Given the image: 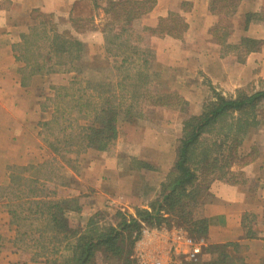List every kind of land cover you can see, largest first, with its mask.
Returning a JSON list of instances; mask_svg holds the SVG:
<instances>
[{
  "label": "rangeland",
  "instance_id": "rangeland-1",
  "mask_svg": "<svg viewBox=\"0 0 264 264\" xmlns=\"http://www.w3.org/2000/svg\"><path fill=\"white\" fill-rule=\"evenodd\" d=\"M98 1L99 0H93L95 12L91 17L75 18L78 19L82 25L79 32L75 31L69 19H57L52 14H49L51 15L49 23L54 25L59 32L69 31V34L75 36L80 41L88 39L89 37L93 38V35H89L93 32L100 33L103 38L104 50L105 36L109 34V29L113 28L115 33L124 29V32L121 34L122 39L127 40L131 46L130 49L123 47L121 50L123 52H117V56L107 54L110 56L109 62L101 60L98 56V50L93 49L92 46H89L88 49L83 47L82 59L79 63H76L77 68L82 71H75L77 73V79L74 77L66 84L50 87L49 91L47 90L45 92L42 90L40 92L39 89L41 87L40 85L38 86L36 92L42 96L40 103L47 109L45 110L46 116H44V118L46 117L47 119L46 121L40 122V124L51 121L53 117L57 120L56 123L52 125L42 126L41 124L38 126L39 128H36V131L39 132L40 142L43 147L47 149L49 154L46 152V155H42V152L39 153L36 148V153L39 154L30 158L28 162H25V160L21 161L22 157H16L15 159L9 157L7 154L9 152L8 147L6 146L8 142L2 140L1 137L5 136V134L0 128V134L2 133L0 135V212L8 215L9 225L13 227V245L23 252V254L25 253L30 261L43 259L46 264H64V257L68 255V252L63 249L67 244V240L60 235L63 241L56 244L60 249L58 256L49 255L47 258L50 259L51 262H47L46 259L38 257V255L36 256L37 252L40 250L39 244L47 242L48 239L52 237V231L47 230L46 235L37 239L39 238V231L44 228L45 219L41 218V216L37 217V215L33 213L34 206H32L29 201L31 200L30 190L36 195L44 196L53 201L76 199L81 209L82 206L87 203H97L100 198L97 193L98 191L94 188L85 189L86 183L77 181V183H74L70 187L71 178L66 174L68 170H71L76 175H79L81 180L83 179L86 182L91 181L92 184L96 183L99 187L97 188L99 191H108L112 193V199L121 195H123L124 198L139 199V202L133 206L134 210L140 207L147 208L150 201L147 203H144V201L149 196H153L150 184L155 178L153 176L151 177V174L147 176L145 173L146 171H156L157 167H161L158 163L165 168V166L172 161L169 170L171 169L176 155L178 140L182 132L183 122L191 116L199 115L203 110V106L208 101L215 98V93L225 97L237 94V91H235L231 95H224L222 92L208 85L205 79H202V85L200 87L203 91L199 95L195 93L192 94L195 101L193 102L194 106L189 109V104L184 99L183 95L174 90L176 84H179V80L171 75L175 71L177 73H182L181 67L172 65L171 68H163V65L153 62V50L151 48L160 53L158 48L160 50L163 45H161V43L152 44L153 40L151 38L161 36L152 35L147 31L143 32L141 30L142 27H151L149 25H143L140 21L143 15L138 20H135L132 25L126 23L124 17L118 22L114 21L112 15L106 13V10L110 9L107 8V3L109 1L121 0H105L104 3H99L100 5H97ZM181 7H185V4H182ZM31 14L38 15L39 12L33 11ZM32 17L37 19L35 25L39 26L38 22L42 20V18ZM224 24L225 22L221 23L222 26ZM30 28L22 33L25 35L27 34V43L24 44V41L22 43L21 40V45L18 44L13 49L16 51L17 55L22 56L21 59H19L22 63H24L23 56L30 57V62H35V58L40 62V53L44 54L48 48L49 38L46 39L43 37L42 28H38L32 35H30L29 32ZM46 29L48 31L47 27ZM220 31L221 33L223 32L222 30ZM47 34L50 36L49 31ZM157 41L156 39L154 40L156 43ZM132 46H137L139 52L133 54ZM109 47L111 53L116 52L115 47L112 45ZM85 49L86 52L90 54V59L86 57L87 53H85ZM123 56L127 57L125 63H122L121 60ZM35 65L36 63H30V66L25 67L19 74L22 75L25 80H28L32 76V74H30V69ZM164 69L174 70L161 72ZM70 71L73 72V70ZM41 84H43V81H41ZM62 86L65 89L59 88ZM263 89L264 82L261 83L260 89L256 91ZM158 96H168V99L175 105L169 107L155 105L154 101L158 99ZM176 97L178 98L177 101H175ZM104 104L116 108L119 114L116 140L112 148L107 152L98 151L101 152L100 154L96 152L84 154L86 151L85 148L77 150L78 146H68V144H65L66 142L64 140H67L65 135L76 133L78 124L92 121L96 112L95 107H100ZM257 111L261 122L260 117H264V101L260 104ZM260 125L259 123L249 134H254L259 129L263 130L264 126L260 128ZM17 131L19 133V130ZM56 148L59 150V153L53 150ZM246 148L247 145L244 147L241 146L239 149L240 153L242 152L243 154ZM251 149H253L254 153H258V146H251ZM108 158H114L116 164H119L117 160H121L122 162L121 172L118 176L119 185L113 183L114 185H106L105 189H103L104 186H101L98 181L100 170L97 165H99L103 159ZM156 160H158L157 164ZM87 162H89V164H86ZM90 162L92 164H90ZM143 163L149 165V167L142 166ZM246 165H233L232 168L236 171L232 172L233 175H235L233 176V180L228 183L234 184L237 181L243 182L244 173L241 171V168ZM82 166H84V169ZM95 166L97 167L95 168ZM232 168L230 170H232ZM166 174L167 173L164 174L163 180ZM228 178H230L229 174H225L223 178L216 179L227 182ZM210 184L208 185V189ZM66 186L70 190L71 188L74 189L77 195L67 197V195L71 194H69V190H63ZM206 196L207 194L203 196L197 206L192 208V212L197 218H204L202 217L201 208L206 201ZM64 207H67V205L63 204V208ZM10 209L17 211L18 220L16 223L15 219L9 215L8 211ZM114 211L115 209L111 211L102 209L101 211L92 213L93 217L90 216L87 218H95L99 220L101 224H112V222H116L115 220H117L113 215ZM67 216H71L70 218L67 217V221L72 225V230H82V228H79L80 225H85L88 221V219H82L81 211L78 214L69 213ZM165 216L167 221L161 222L159 226L152 227H182L188 233V230L192 229L190 223L181 222L179 218L173 215L165 214ZM249 222L251 221L248 217L244 220V225H248ZM6 225L1 224L0 228H5ZM245 229H249L251 233L250 227L246 226ZM191 236L193 237V235ZM36 239L39 243L35 241ZM52 246V244H49L47 248L52 249ZM207 246L205 248H207ZM248 252L249 251L247 249L245 250L243 246H239L237 250H233V253L230 254L231 258L222 264H248L247 262L249 259L246 257ZM214 257V254L211 258L209 254L204 255L203 250V255H201L196 262L203 259H212ZM55 259L56 262L54 263L53 260ZM94 260L97 261V264H122L119 258L104 260L102 257H97ZM260 263L264 264V258L261 259Z\"/></svg>",
  "mask_w": 264,
  "mask_h": 264
},
{
  "label": "crops",
  "instance_id": "crops-1",
  "mask_svg": "<svg viewBox=\"0 0 264 264\" xmlns=\"http://www.w3.org/2000/svg\"><path fill=\"white\" fill-rule=\"evenodd\" d=\"M104 1L99 0L97 5ZM154 1L153 8L140 18L143 25L153 27L160 18L167 17L172 11L180 14L187 24V30L179 39L170 36L152 37V44L161 43L163 46L160 50L158 48L160 53L151 49L154 63L163 65V68H171L172 65L181 67L182 73L175 71L171 75L179 80L174 90L183 95L189 104V109L194 106L195 99L192 94L199 95L203 91L200 87L202 79L224 95H231L237 90L249 93L260 89L264 81V0H239L235 10L221 21L229 25L231 31L220 44L214 41L212 30L225 16L211 11V8L213 6L222 8L223 2L216 1L213 4V0ZM182 4H185V7H181ZM94 8L93 0H0V128L5 134L1 137L2 140L8 142L6 146L9 157L14 159L22 157L21 161L28 162L30 158L41 152L42 155L49 154L40 142L39 132L36 131V128L42 124L40 122L47 119L44 118L47 109L40 103L42 96L36 91L39 85L41 87L39 91L45 92L49 91L50 87L66 84L74 77L77 79L75 71L32 75L28 80L19 74L25 69V65L17 59V53L13 49L21 43V34L24 31L37 26L35 25L37 19L31 16V12L48 13L57 19L68 20L69 17H91L95 12ZM247 14L257 18L254 16L248 18ZM89 35H93V38L81 40L84 47L88 49L92 46L93 49L98 50L101 60L109 62L110 56L103 49L102 35L95 32ZM243 38L259 41L262 44L257 50H250L241 44ZM155 39L158 40L157 43L154 42ZM86 49L84 50L87 53L86 57L90 59L91 56ZM170 70L174 69H164L161 72ZM260 118L261 128L264 126V117ZM246 145L243 154L249 153L251 146H258V153L251 162L241 168L244 181L231 184L220 179L213 180L201 213L208 221L206 245L228 244V254L243 246L249 251L246 256L249 259L247 263L261 264L260 261L264 258V128L249 134L242 143L243 147ZM36 148L39 153H36ZM93 152L101 153L86 149L84 154ZM114 161H116L114 158L103 159L97 165L100 170L98 181L104 186L103 189L106 185H119L118 176L122 162L117 160L119 164H116ZM171 162L164 168L156 160V164L161 167H157L154 172L146 171L145 174L147 176L151 174L155 180L150 184L153 196H149L144 203L152 200L158 193L160 183L169 170ZM82 167L84 169V166ZM231 171L236 170L232 168ZM66 175L71 178L70 187L77 181H82L86 183L85 189L94 188L98 191L100 198L97 203H87L82 206V219H88L87 217L92 216V213L102 209L109 211L115 209L124 214H134L133 206L139 202V199L124 198L123 195L112 199L113 194L99 191L96 183L81 180L79 175L71 170H68ZM63 190H69L71 195L67 197L77 195L74 189L70 190L67 186ZM248 217L251 221L247 225L251 228L249 237L246 236L243 224ZM1 224L7 225L5 228H0V264H46L43 259L30 261L25 253L23 254L13 245V227L9 225L8 215L0 212Z\"/></svg>",
  "mask_w": 264,
  "mask_h": 264
},
{
  "label": "trees",
  "instance_id": "trees-1",
  "mask_svg": "<svg viewBox=\"0 0 264 264\" xmlns=\"http://www.w3.org/2000/svg\"><path fill=\"white\" fill-rule=\"evenodd\" d=\"M216 1L223 2V7L214 8L213 6L211 11L225 16L212 30L214 41L220 44L221 40L231 31L229 25H220L221 21L235 10L239 0H213V4ZM154 4V0L109 1L107 8L110 9H107L106 13H110L116 22L124 17L125 22L132 25L135 20L149 12ZM250 15L247 14L246 16H254ZM31 16L41 17L39 26L42 27L38 25L31 27L29 29L30 35L36 32L38 28H42V35L46 39L49 38V42L46 52L40 53V62L36 58L35 62H30V57L23 56L25 67H29L30 63H36L30 69V74L70 70L80 72L81 70L77 68L76 63L82 59L84 44L69 34V31L59 32L54 25H51L49 23L51 15L39 13L38 15L31 14ZM254 17L257 18V16ZM69 21L72 22L75 31L79 32L82 26L81 22L72 17H69ZM46 27L50 36L47 34ZM141 30L152 35L179 39L187 30V24L180 14L169 12L167 17L160 18L155 26L142 27ZM220 30L224 33H221ZM122 32L124 29L118 33H115L113 28L109 29V34L105 36L104 41L107 54L117 56V52H123L121 51L123 47L130 49L129 42L122 39ZM26 35H21L24 44L27 43ZM241 44L247 49L257 50L262 42L243 38ZM111 45L115 47L116 52L111 53L109 47ZM137 48V46H132L133 54L139 52ZM21 57L17 55V59H21ZM121 60L122 63H125L127 57L123 56ZM59 88L65 89L63 86ZM177 100L176 97L175 101ZM263 101L264 89L253 93L237 90L236 95L228 97L215 93V98L203 106L199 115L191 116L183 122L173 165L160 183L155 198L150 200L147 208H136L133 215L116 211L115 218L117 220L115 223L101 224L99 220L89 218L85 225H80L79 228L82 230H72V225L67 221V217L70 218L71 216L67 215L69 213L78 214L81 211V206L77 204L76 199L53 201L44 196L36 195L30 190L31 200L29 201L34 206L33 213L37 217L41 216L45 219L44 228L39 231V238L37 239L46 235L47 230L52 231V237L47 242L39 244L40 250L36 256L51 262L47 257L49 255L58 256L60 249L56 244L63 241L64 238L67 240V244L63 249L68 252V255L64 257V264H97V261L94 260L97 257H102L104 260L119 258L122 264H133L131 260L132 249L142 224L159 226L161 222L167 221L165 214L173 215L179 218L181 222L190 223L192 229L188 230L189 234L196 238L205 239L208 221L205 218L194 216L192 208L197 206L198 202L207 194L208 185L213 179L223 178L225 174H229L230 178L227 179V182H230L234 176L230 170L233 165H246L255 157L256 153L253 152V149L247 154L240 153L239 149L251 130L259 125L257 109ZM154 104L165 107L175 105L168 99V96H158ZM95 108L94 119L78 124L76 133L65 135L67 139L64 140L65 144L68 146L76 145L78 146L77 150L91 148L107 152L112 148L117 134L118 111L116 108L105 104ZM56 121V118L53 117L51 121L42 123V126L52 125ZM53 150L59 153L57 148ZM142 166L149 167L145 163ZM63 204H66L67 207L63 208ZM8 212L16 223L18 220L17 211L10 209ZM246 226L244 225L245 228ZM249 235L250 230L246 229V236L249 237ZM49 244L53 245L52 249L47 248ZM227 247L228 244L207 246L204 249V254H209L210 258L214 254L215 257L199 260L193 264H222L227 262L231 258L227 252ZM53 262L55 263L56 259Z\"/></svg>",
  "mask_w": 264,
  "mask_h": 264
},
{
  "label": "built area",
  "instance_id": "built-area-1",
  "mask_svg": "<svg viewBox=\"0 0 264 264\" xmlns=\"http://www.w3.org/2000/svg\"><path fill=\"white\" fill-rule=\"evenodd\" d=\"M206 246L205 239L192 237L182 227L142 225L131 260L133 264H189L199 259Z\"/></svg>",
  "mask_w": 264,
  "mask_h": 264
}]
</instances>
